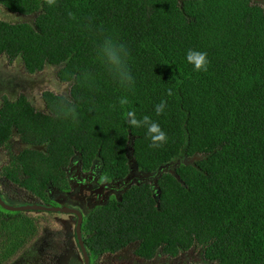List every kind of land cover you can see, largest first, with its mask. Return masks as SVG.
I'll use <instances>...</instances> for the list:
<instances>
[{"label": "trees", "instance_id": "1", "mask_svg": "<svg viewBox=\"0 0 264 264\" xmlns=\"http://www.w3.org/2000/svg\"><path fill=\"white\" fill-rule=\"evenodd\" d=\"M0 5L23 17L16 23L0 18V57L21 60L29 73L53 66L58 80L69 84L65 92L44 90L40 108L23 93L0 94V152L7 155L0 172L8 180L45 200L50 184L65 182V167L78 153L87 166L101 158L110 176L127 175L130 160L151 173L178 159L158 176L157 186L131 184L120 200L90 213L87 247L95 254L131 248L141 260L165 258L168 264L193 252L198 256L184 264H264L262 3ZM107 37L128 50L135 80L130 88L120 85L98 55ZM188 49L207 53V70L187 61ZM130 112L159 123L166 141L153 146L146 128L129 123ZM16 134L22 147L12 140ZM37 220L0 205V264L48 232L46 221L40 231Z\"/></svg>", "mask_w": 264, "mask_h": 264}, {"label": "flooded vegetation", "instance_id": "2", "mask_svg": "<svg viewBox=\"0 0 264 264\" xmlns=\"http://www.w3.org/2000/svg\"><path fill=\"white\" fill-rule=\"evenodd\" d=\"M37 73V72H35ZM3 92H0V94ZM18 95H16L17 97ZM15 142L16 147H22L21 145V139L18 138V134H16L13 139ZM4 153L5 158L7 155L4 151L0 152ZM8 161V160H7ZM131 161V160H130ZM4 160H0V170L2 169ZM133 162L130 163V170L129 173L125 176H110L105 173L104 166H103V160L99 157H95L92 159L90 165H86V163L83 161L82 154L78 153L75 154L70 164L65 167L66 171V180L65 182H62L58 185L50 184L47 188V197L45 200H42L40 198H33L29 197L28 194L20 187L14 185L10 180L5 177V175L0 172V194L2 198L9 203L6 199V197H19L24 199V203L22 204H30V203H40L48 206H66L74 211L69 212H61V211H22V212H40V213H46V214H53L56 215L55 223L56 224H62V227L64 229L68 227H72L71 229L74 230V237L77 242V247L79 249V252L82 255L83 262H78V264H86V259L83 254V250L80 246V242L77 236V223L79 222V216L76 212H80L83 221H82V238L85 243L84 236H86L85 231V222L88 217V215L96 210H98L101 207L106 206L111 200L113 199H121L122 195L128 188V184L124 182V180L127 178V176L130 175V179H132L133 184H145L150 183L152 178L149 180H146L143 178L144 175L141 173L140 170H138L136 167H132ZM133 168V169H132ZM146 176V175H144ZM139 177V178H138ZM138 178V179H137ZM137 179V181L135 180ZM131 183V184H132ZM132 184V185H133ZM152 185V184H151ZM61 196H65L67 200L64 204L58 203V198ZM40 199V201H37ZM13 204V203H10ZM22 204H16V205H22ZM60 216H66L68 219H72L73 223L69 225L68 219L63 221L62 217ZM54 217V216H53ZM62 221V222H61ZM49 224L48 222L45 223ZM50 225V224H49ZM51 226V225H50ZM74 227V228H73ZM56 232V231H55ZM39 238V236H36L29 245L22 248L17 255L8 263H13L21 254H24L26 250L29 249L30 246H32L35 241ZM65 236L62 237V242H64ZM87 253L89 255V264H102L103 259L107 258L109 261L107 264H135L139 263L141 261L143 262H153V261H146L141 260L138 256H136L131 248L124 249V252H103L95 254L94 251L89 249L85 243ZM49 247V246H48ZM46 247V250L42 253L40 252L43 257L46 259H50L51 261L55 259H67L64 256V253L62 254L61 250L58 248L51 249L50 247ZM65 248V247H64ZM64 250V249H62ZM132 256V260L129 262L128 258ZM63 256V258H62ZM72 260V259H69ZM166 260V259H165ZM74 263L76 261L72 260Z\"/></svg>", "mask_w": 264, "mask_h": 264}, {"label": "rangeland", "instance_id": "3", "mask_svg": "<svg viewBox=\"0 0 264 264\" xmlns=\"http://www.w3.org/2000/svg\"><path fill=\"white\" fill-rule=\"evenodd\" d=\"M264 5V0H256ZM0 18L6 20L11 23H16L18 21H22L23 17H19L17 14L12 13L6 10L3 6L0 5ZM68 83H64L58 80L55 75V67L50 66L43 71L37 73H29L23 62L17 59L15 62L10 63L8 58L1 56L0 57V92L7 93L12 98H15L16 95L21 93L27 95L34 104L40 108L42 105V93L46 89H51L56 92H65L67 90ZM4 153H0V160H4ZM179 160L186 162L189 158L186 159L180 157ZM179 162L176 159L175 164H171V166L176 165ZM9 203L13 204H22L24 203V199L19 197H6ZM60 204H64L67 198L65 196H61L58 198ZM37 201H40L38 199ZM27 215L35 218H38V224L43 229L41 225V221L48 222L51 226L49 229H45L44 231H48L45 234H40L39 238L35 241V243L29 247L28 250L24 254H21L13 263L11 264H78V262H83V257L79 252L77 247V242L74 237V230L72 227H68L64 229L62 224H56L55 219L56 215L46 214L40 212H27ZM54 216V217H53ZM62 220L65 221L68 219L66 216H60ZM69 225L73 223L72 219L67 220ZM62 222V221H61ZM74 228V227H73ZM56 231V232H55ZM42 233V232H41ZM44 233V232H43ZM65 236L64 242H62V237ZM50 247L52 250L58 248L61 250L62 254L67 259H46L40 252H44L46 247ZM48 247V248H49ZM65 247V248H64ZM64 249V250H62ZM196 253V254H195ZM197 252L187 253L184 258L180 260L172 261V264H184V261L193 260L194 257H197ZM191 257V258H190ZM63 258V256H62ZM188 258V260H186ZM76 261L74 263L72 260ZM132 260V256L128 258L130 262ZM108 259L105 258L102 261V264H107ZM135 264H168L165 258L159 260H153V262H139Z\"/></svg>", "mask_w": 264, "mask_h": 264}, {"label": "clouds", "instance_id": "4", "mask_svg": "<svg viewBox=\"0 0 264 264\" xmlns=\"http://www.w3.org/2000/svg\"><path fill=\"white\" fill-rule=\"evenodd\" d=\"M50 2H54V0H50ZM98 55L110 71H112L121 86L130 88L134 85L135 80L127 63L129 53L125 45L115 41L111 37H107L100 45ZM186 59L189 63L193 64L196 70H207L208 60L206 52L188 49ZM168 95H172L171 89H168ZM125 102L126 100H121V103ZM164 108L165 104L162 102L156 106V112L158 114L163 113ZM129 123L136 127L146 128L153 146H159L167 139V135L161 129L159 123L153 121L148 116L137 119L135 114L130 112Z\"/></svg>", "mask_w": 264, "mask_h": 264}, {"label": "water", "instance_id": "5", "mask_svg": "<svg viewBox=\"0 0 264 264\" xmlns=\"http://www.w3.org/2000/svg\"><path fill=\"white\" fill-rule=\"evenodd\" d=\"M195 160V158H192L190 160H187L186 162H193ZM130 163H132V161H130ZM172 163H169V164H165V165H162L157 171L155 172H151V173H146V172H141L142 174L146 175H141L143 176L144 179L146 180H149L152 178L153 180H151V184H152V187H155L157 186V179H158V176H160ZM132 167H135V164L133 163ZM133 169V168H132ZM171 171H174L173 169ZM139 178V177H138ZM137 178V179H138ZM137 179H135L137 181ZM126 181V182H125ZM132 179H130V175L127 176V178L124 180L125 183L129 185H131V182ZM133 184V183H132ZM139 184V183H138ZM155 189V188H153ZM154 195L156 197V199H158V195H157V190H154ZM0 205L6 209V210H9V211H29V210H33V211H61V212H69V211H74L66 206L62 207V206H48V205H44V204H40V203H30V204H22V205H16V204H10V203H7L1 196L0 194ZM79 216V222L77 223V236H78V239H79V242H80V246L83 250V254L85 256V261H86V264H89V255L87 253V250H86V246H85V243H84V240L82 238V231H81V228H82V221H83V218L80 214V212H76Z\"/></svg>", "mask_w": 264, "mask_h": 264}]
</instances>
